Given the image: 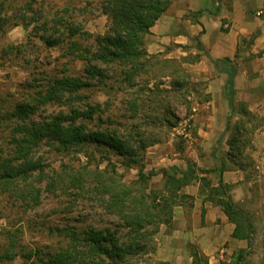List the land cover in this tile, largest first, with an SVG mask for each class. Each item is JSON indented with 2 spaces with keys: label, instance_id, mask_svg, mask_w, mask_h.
I'll return each instance as SVG.
<instances>
[{
  "label": "trees",
  "instance_id": "obj_1",
  "mask_svg": "<svg viewBox=\"0 0 264 264\" xmlns=\"http://www.w3.org/2000/svg\"><path fill=\"white\" fill-rule=\"evenodd\" d=\"M33 2L36 0L25 3L29 11L34 10ZM170 4L171 0H101L100 9L107 16L108 26L98 35L82 29L81 23L65 11L54 10L52 16L44 18L38 35L44 45L61 47L64 57L80 62L82 67L79 73L69 66L55 75L49 76L45 71L46 75L41 78L37 76L39 73H31L29 83L20 87L19 96L11 97L6 106L0 97V121H7L4 126L7 147L0 153V199L8 200L25 213L39 207L46 192L59 199L96 204L117 222L104 228L70 224L50 226L52 235L65 240L54 251L21 244L20 228L4 230L0 264H11L16 257L22 264H130L131 257L143 253L148 243L152 244L150 251L155 249L154 235L161 225H171L176 205L191 202L192 197L185 194L183 188L193 183L199 184L204 200L220 206L235 224L233 236L249 240L251 223L248 215L232 201L231 186L221 179L212 186L207 177L215 168L202 169L192 160L186 161L185 169L177 166L169 170L162 168L159 173L163 184L153 188L150 178L157 172H145L142 164L141 153L157 140H148L145 131L137 129L130 121L147 124L160 121L174 127L178 118L168 95L173 89L183 87L186 78L180 65H173L174 60L162 59L160 53H149L146 49V35ZM4 8L5 1L1 0L0 35L5 33L8 23L1 16ZM11 23L17 25L21 21L12 20ZM195 42L201 48L197 38ZM23 54L21 44H0L1 63ZM204 54L216 70L226 74L224 90L231 111L227 116V129L231 113L237 110L236 56L212 59L206 51ZM168 68L169 72L165 71ZM158 76L169 79L168 88L159 89L160 82L149 84ZM107 79L113 82L110 84ZM96 83L102 84L105 93L122 92L124 122L117 123L114 118H108L106 124L101 122L104 108L87 94L97 86ZM45 105L63 108L48 118L32 117ZM241 115L248 120H257L258 124L249 130L240 122L232 129L225 156L230 164L222 162L218 167L220 173L231 167L245 169L244 166L251 165L249 156L242 158L245 147H251L252 142L244 137L263 126L264 119L244 106ZM41 147H48L53 152L76 151L84 155L91 147L97 151L106 149L122 158L120 164L124 168H135L137 178L132 184L122 182L116 166L108 159L103 170L98 166L74 168L62 164L58 169L46 171L39 155ZM239 158L244 162H239ZM194 249H190L193 264L202 260L206 264L204 259L197 258ZM243 256L239 254L237 260ZM235 264H239L238 261Z\"/></svg>",
  "mask_w": 264,
  "mask_h": 264
},
{
  "label": "rangeland",
  "instance_id": "obj_2",
  "mask_svg": "<svg viewBox=\"0 0 264 264\" xmlns=\"http://www.w3.org/2000/svg\"><path fill=\"white\" fill-rule=\"evenodd\" d=\"M4 1L5 8L1 16L4 20L7 19L8 23L5 33L0 35V44H21L24 50V54L19 55L17 58H11L2 63L0 61V97L5 100V106L11 101V97L20 95V87L29 83L31 73H39L37 76L41 78V75H46V73L49 76L55 75L63 70L65 66H69L76 73L81 71L82 64L80 62L64 57L62 55L63 49L59 46L47 47L38 37L39 27L42 22H45L44 18L52 16L54 10L61 13L68 12L72 19L81 23L82 29L92 35L103 34L108 26L107 16L100 9L101 0H36V2H33L34 10L30 11L25 7V3L31 2V0ZM12 20H19L21 23L14 25L11 23ZM145 40L148 51V43L150 41L154 42V39L146 35ZM86 43L89 44V41H86ZM168 49L172 52L170 54L168 52L160 53V58L174 60L173 65L179 64L180 69L186 73L184 80L179 78L184 82L183 87L173 89L171 94L168 95L178 122L174 127H169L160 121L151 124H147L145 121H130L136 124L137 129L145 131L148 140H157V142L155 141V143L147 146L141 153L145 172L150 170L157 172L150 178V185L153 188H159L163 184L162 175L159 173L160 169L169 170L173 166L185 169L187 160L193 161V156L202 157L209 152L208 148L203 145V141L208 140V132L215 130V125L218 126L220 120L218 117L210 116L212 107L211 103H208L210 101L209 81L203 78L197 79L195 71H191V68L187 69L188 66H186V64L194 63L200 56L194 40L188 45L182 46V48H178L173 44L169 45ZM184 63L185 69L183 68ZM165 71L169 72V68ZM196 71L198 72V70ZM168 81V78L158 76L155 81L151 80L149 84L160 82L159 89H164L169 87ZM107 82L111 84L113 81L107 79ZM96 85L88 90L87 94L90 98L102 104L104 112L102 113L103 121L101 120V122L106 124L108 118H114L117 123L124 122L125 118L121 105L124 98L122 92L105 93L101 89L102 84L96 83ZM254 103L255 101L245 100L243 95H240V99L236 100L237 110L231 113L229 126L222 133L220 141L225 140L227 142L232 129L240 122H243L249 130L258 124L257 120H248L241 115L242 106L256 115ZM62 108L58 105H45L40 107L39 111L32 117L35 119L48 118ZM5 124H7L6 120L0 121V153L7 147ZM128 124L130 123L128 122ZM263 128L264 125H261L260 129ZM254 134L251 131L244 138L253 140ZM248 149H250L249 146L245 147L242 158L249 156ZM227 151L228 146L226 143L220 145L218 142L216 148L213 149V154L214 156L217 155L215 158H219L220 164L224 162L223 159ZM88 154H90V157L87 156ZM88 154L84 155V153L76 151L53 152L48 147L39 149V155L45 164L44 169L46 171L58 169L62 164H68L74 168L84 165L91 168L98 166L99 169L103 170L108 159L112 165L116 166V172H118L122 182L126 184L135 182L137 170L135 168H124L120 164L122 158L114 152L106 149L97 151L91 147ZM242 158H239L238 161H243ZM249 158L251 159L250 156ZM227 164H230V162ZM244 168L251 173L252 168H254V161L251 159V165L244 166ZM254 172L252 171L253 174ZM7 201L3 198L0 199V244L4 240V230L20 228L22 230L19 237L21 244L28 248L41 247L43 251H54L62 246L65 240L52 235L48 229L50 226L70 224L104 228L112 227L117 222L114 216L106 214L96 204L84 200L73 202L72 199H59L46 192L43 193L40 206L33 210H27L25 213L19 207ZM151 248L152 244L148 243L143 253L131 257L130 264H149L146 253L150 252ZM11 264H22V260L16 257Z\"/></svg>",
  "mask_w": 264,
  "mask_h": 264
},
{
  "label": "crops",
  "instance_id": "obj_3",
  "mask_svg": "<svg viewBox=\"0 0 264 264\" xmlns=\"http://www.w3.org/2000/svg\"><path fill=\"white\" fill-rule=\"evenodd\" d=\"M148 35L154 39L147 46L151 53L170 54L169 45L182 48L197 38L212 59L236 56L235 105L242 94L245 100L255 101L256 115L264 118V0H171ZM196 47L198 60L186 66L195 71L197 79L209 81L210 116L220 120L215 130L208 132V140L203 141L209 152L193 156V161L202 169L215 168L207 174L212 186L219 179L231 186L229 195L248 215L252 231L249 240L234 237L235 224L220 206L204 200L199 184L193 183L183 188L192 197L191 202L174 207L171 225L159 227L153 237L155 249L146 256L149 264H193V247L197 258L206 264H264V128L255 131L248 149L254 161L251 173L237 167L220 173L221 164L213 149L218 142L227 145L225 140L220 141L230 114L224 90L226 74L216 70L204 51ZM223 161L229 163L226 157ZM239 254L244 256L237 260Z\"/></svg>",
  "mask_w": 264,
  "mask_h": 264
}]
</instances>
